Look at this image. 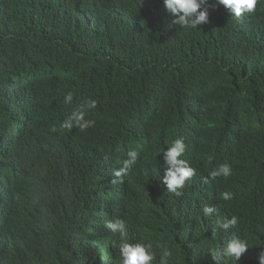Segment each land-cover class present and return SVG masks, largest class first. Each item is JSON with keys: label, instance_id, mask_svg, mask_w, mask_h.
Listing matches in <instances>:
<instances>
[{"label": "trees", "instance_id": "obj_1", "mask_svg": "<svg viewBox=\"0 0 264 264\" xmlns=\"http://www.w3.org/2000/svg\"><path fill=\"white\" fill-rule=\"evenodd\" d=\"M212 3L185 29L164 0H0V264H121L123 238L105 227L116 218L129 240L171 248L169 264H216L217 251L259 264L264 0L239 18ZM88 99L94 124L66 129ZM178 137L195 169L180 197L158 180ZM225 163L231 176L209 177ZM233 233L249 243L239 260L223 256Z\"/></svg>", "mask_w": 264, "mask_h": 264}, {"label": "clouds", "instance_id": "obj_2", "mask_svg": "<svg viewBox=\"0 0 264 264\" xmlns=\"http://www.w3.org/2000/svg\"><path fill=\"white\" fill-rule=\"evenodd\" d=\"M257 0H213L212 6L222 5L230 11L232 16L241 17L244 13H251L256 7ZM209 0H164L165 8L176 17L175 23L185 29H196L198 25L208 22ZM73 102V93L67 92L64 97V103L70 105ZM96 100L88 99L82 102L74 110L68 120L65 121L64 127L71 130L74 126L84 131L94 124V121L87 119V113L90 109L96 107ZM186 144L183 137L175 138L167 148L162 151L163 162L167 166L161 178L162 183L166 186L168 192L176 197L183 195L182 189L185 182L195 173V169L190 166L185 159ZM127 159H124L122 166L117 169L114 175L121 178L127 175L137 164L139 153L135 150L127 153ZM232 174V168L229 164H222L209 172V177L215 180L217 177L228 178ZM116 181H113L115 183ZM222 198L227 201L231 199L228 192L222 193ZM214 207L205 205L202 213L205 217L211 216ZM238 223V217L231 216V219L217 218L215 220V230L226 232L230 227ZM105 227L112 233H119L123 238L120 243L121 264H154L157 254H159V264H169L173 256V250L167 246H160L159 251L154 249L151 241L139 240L133 242L128 239L127 224L125 219L116 218L105 223ZM249 243L247 240L232 234L223 248V256L232 260H239L248 250ZM221 251L213 253L212 259L216 264H221ZM259 264H264V250L258 255Z\"/></svg>", "mask_w": 264, "mask_h": 264}, {"label": "bare ground", "instance_id": "obj_3", "mask_svg": "<svg viewBox=\"0 0 264 264\" xmlns=\"http://www.w3.org/2000/svg\"><path fill=\"white\" fill-rule=\"evenodd\" d=\"M243 224H244V223H243ZM244 226H245V225H244ZM247 228H250V227H247ZM247 228H246V229H247ZM246 229H245V230H246ZM247 230H249V229H247ZM250 230H252V229H250ZM245 232H247V231H245ZM248 232H249V231H248ZM251 233H252V232H251ZM246 234H248V233H246ZM249 234H250V233H249ZM245 237H246V236H245Z\"/></svg>", "mask_w": 264, "mask_h": 264}, {"label": "water", "instance_id": "obj_4", "mask_svg": "<svg viewBox=\"0 0 264 264\" xmlns=\"http://www.w3.org/2000/svg\"><path fill=\"white\" fill-rule=\"evenodd\" d=\"M241 230H244V229H241ZM240 238H242V237H240ZM242 239H244V238H242ZM246 240V239H245Z\"/></svg>", "mask_w": 264, "mask_h": 264}]
</instances>
